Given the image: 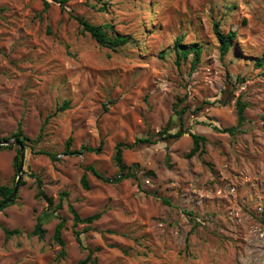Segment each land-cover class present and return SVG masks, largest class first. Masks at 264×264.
<instances>
[{"label": "rangeland", "instance_id": "1", "mask_svg": "<svg viewBox=\"0 0 264 264\" xmlns=\"http://www.w3.org/2000/svg\"><path fill=\"white\" fill-rule=\"evenodd\" d=\"M47 1L0 0V139L13 138L18 121L30 138L44 125L40 141L24 146L16 199L0 210V264H80L88 251L75 240L69 204L81 217L101 213L75 227L93 250L92 264H264V62L256 64L264 54V0H68L64 9ZM71 14L131 39L100 46ZM215 22L223 34L236 32L222 58ZM179 38L181 47L201 46L193 69L191 55L175 63ZM238 97L246 103L241 130L214 129L235 125ZM64 101L68 108L57 111ZM178 110L187 132L159 139L168 123L177 130ZM191 132L206 145L188 157ZM68 136L72 150L100 141L102 150L67 154ZM139 137L157 141L123 150L133 177L104 182L87 169L117 175L115 145ZM7 146L0 185L15 175L18 146ZM36 175L54 204L67 194L57 210L62 258L52 238L58 218L45 220L42 239L29 235L46 209ZM2 227L21 233L5 240Z\"/></svg>", "mask_w": 264, "mask_h": 264}, {"label": "trees", "instance_id": "2", "mask_svg": "<svg viewBox=\"0 0 264 264\" xmlns=\"http://www.w3.org/2000/svg\"><path fill=\"white\" fill-rule=\"evenodd\" d=\"M59 4L61 9H64L65 2L68 0H54ZM44 7H47L48 1L43 0ZM72 15V14H71ZM72 17L78 22V24L81 27V31L83 33H87L90 35L92 39H94L100 46L108 47L111 49H115L118 47H121L125 44H127L131 36L127 34H115V35H109L106 30L105 26L99 25V24H94L90 22L89 20L85 19L82 16H76L72 15ZM109 28L111 25H107ZM213 33L217 39L218 42V49H219V55L220 57H224L228 49L231 47L233 40L236 37V32L234 30H229L226 34H223L219 30V23L215 22L212 25ZM180 40L181 38L177 39L174 44V51L176 54V59L175 63L176 65H180V61L186 59L188 55L192 56L191 60V69L195 68L197 63L199 62V56L201 53V46L198 43L191 44L187 47H181L180 45ZM160 55H163V52H161ZM264 62V54L261 58L257 60V65L261 66L263 65ZM204 103H210V102H204ZM221 103H224L223 101ZM68 101H64L60 106L57 107V111H63L68 108ZM236 114H237V119L236 123L233 126L230 127H224V128H218L217 126H214V129L220 131V132H228L230 134H235L241 130V127L243 126V123L245 121V114L244 110L246 107V103L241 100L240 97L237 98L236 100ZM183 110H178L176 112V115L178 116V128L175 131H170L167 127L169 123L161 128L157 133L159 136V139L166 140V139H177L181 137L184 133H186V129L184 127V117H183ZM46 122V120H45ZM44 125H42V128L40 129V133L35 137V138H30L26 136L22 130V123L21 121H18L16 129L11 133V137L19 139V141L24 145L27 146L28 143H38L41 139L42 136V131H43ZM191 139H192V148L188 152L187 156L191 157L195 153H203L205 152V145H206V138L205 136L197 133H190ZM157 140L152 139L151 137H139L136 138L133 142V144H125L123 142H118L115 145L114 153L112 156L113 164L117 169V175L113 177H107L98 172L93 166H88L87 169H89L98 179L104 181V182H119L125 178L133 177L134 174L130 172L131 167L127 166L125 162L123 161L122 158V152L124 149L128 147H133V145H143V144H153ZM72 143V137L68 136L67 139L64 142V151L67 154H76V153H84V152H92V153H100L102 150V145L103 142L100 141L98 145L96 146H91L88 144H82L80 145L78 150H72L70 149ZM1 148H11V146L7 145H0ZM41 153L47 154L52 161H56L57 158L54 154L47 152V151H42ZM18 154H19V149L18 147L16 148V154L14 156V162L13 166L15 168V175L13 177L12 183L11 184H1L0 185V203L11 193L12 187L15 181L16 173H17V166H18ZM34 176V174H31ZM24 183V180L20 179L19 186ZM35 183H36V197L41 198L46 202V209L45 211L36 217L35 224L33 226L32 231H30L29 235L30 236H36L39 239H42L45 234V229L43 227L45 220L48 218H53L54 216L58 218L57 223L55 224L54 231L52 238L53 240L60 246L59 252H58V258H62L65 255V241L62 237V229L64 228L63 224V218L57 214V210H59L62 206V199L65 195H67L65 192H61L59 194V201L54 204L52 198L46 194V192L43 189V183L42 180L40 179L39 176H35ZM80 183L84 189L89 188L88 184V179H87V174L84 172ZM17 196V195H16ZM16 196L10 200L8 203L4 204L0 210L9 204L13 203L14 200L16 199ZM162 201L165 204H170V201L168 198H163ZM68 209L72 215V220H73V234L75 237L76 242L81 248L87 249V255L84 259L80 260L78 263L80 264H87L88 262L95 263L96 258H92L93 255V250L85 247L82 244L81 240V232L75 227L80 224V223H87L88 225L98 219L100 217L101 213H94L92 215L86 216V217H81L78 212L75 210V208L72 205H68ZM186 214L191 215L192 212L187 211L185 212ZM87 225V228L89 227ZM2 231L4 233L5 240L10 239L14 235H19L21 233V230L19 228H12L8 229L6 227H2Z\"/></svg>", "mask_w": 264, "mask_h": 264}, {"label": "water", "instance_id": "3", "mask_svg": "<svg viewBox=\"0 0 264 264\" xmlns=\"http://www.w3.org/2000/svg\"><path fill=\"white\" fill-rule=\"evenodd\" d=\"M14 144L18 146L19 154H18V166H17V173L15 177V181L12 187L11 193L0 203V208L12 200L18 193L19 189V182L23 172V165L25 159V148L24 145L19 141L17 138H2L0 139V145H10Z\"/></svg>", "mask_w": 264, "mask_h": 264}]
</instances>
